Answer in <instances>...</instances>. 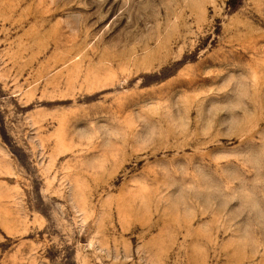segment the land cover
<instances>
[{
	"label": "rangeland",
	"instance_id": "obj_1",
	"mask_svg": "<svg viewBox=\"0 0 264 264\" xmlns=\"http://www.w3.org/2000/svg\"><path fill=\"white\" fill-rule=\"evenodd\" d=\"M0 264H264V0H0Z\"/></svg>",
	"mask_w": 264,
	"mask_h": 264
}]
</instances>
